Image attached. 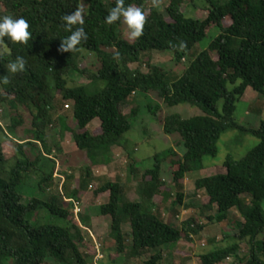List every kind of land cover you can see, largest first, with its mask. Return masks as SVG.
Returning a JSON list of instances; mask_svg holds the SVG:
<instances>
[{
	"label": "trees",
	"instance_id": "16d2710c",
	"mask_svg": "<svg viewBox=\"0 0 264 264\" xmlns=\"http://www.w3.org/2000/svg\"><path fill=\"white\" fill-rule=\"evenodd\" d=\"M125 0V6L142 10L146 21L143 34L130 43L121 33V22L108 24L105 17L116 0H0V17H23L29 23L31 37L25 44L0 43V106L6 105L11 126L0 124V264H121L151 256L140 264H164L162 248L198 236L207 225L221 224L233 211L242 218L237 233L224 236L223 243L210 245L212 250L198 255L200 264H264V121L258 127L240 124L235 112L248 89L264 99V0ZM203 5L204 20L185 12ZM80 11L88 35L72 52L59 51L66 31L65 15ZM190 16V17H189ZM219 30L208 49L198 54L178 80L169 83L165 66L152 64L154 52L169 51L175 64L188 63L193 48L210 31ZM183 45V47H181ZM94 54L97 67L81 69L79 59ZM21 56L25 70L11 74L10 62ZM137 65V69H132ZM146 68V72L143 71ZM70 75H77L73 80ZM154 95L164 105H190L202 115L183 119L172 115L164 119L166 135H179L181 155L173 149L154 157L153 167L145 171L128 166L127 184L141 175L134 197L125 184L105 183L92 192V198L106 202L97 207V217L106 220L107 237L114 252L95 261L96 249L89 248L82 228H90L93 216L77 214L92 178V170L112 163L114 149H124L131 157L125 135L132 129L140 107H131L132 96ZM60 102L72 104V122L60 117V137L70 134L78 151L83 153L80 179L65 194H52L58 165L67 158L53 150L48 131L53 127L52 114ZM157 116L158 107H150ZM100 121L98 133L89 130ZM228 132L251 136L258 144L242 158L227 156L225 175H215L194 182L193 193L184 192L186 175L204 168V161L218 154V142ZM132 158V157H131ZM69 161V160H68ZM169 161L170 182L162 176V165ZM30 177L36 179L34 197L24 203L20 188ZM204 192L208 202L202 207L216 211L206 223L191 218L179 225L167 223L163 203L171 201L175 210L195 208L188 198ZM27 195V194H26ZM33 196V195H31ZM190 200V199H189ZM78 206V205H77ZM96 210V209H95ZM174 210L173 219L178 214ZM46 211L61 225L31 223L29 219ZM246 244L249 254L240 257ZM208 247H204L207 249Z\"/></svg>",
	"mask_w": 264,
	"mask_h": 264
},
{
	"label": "rangeland",
	"instance_id": "374dc122",
	"mask_svg": "<svg viewBox=\"0 0 264 264\" xmlns=\"http://www.w3.org/2000/svg\"><path fill=\"white\" fill-rule=\"evenodd\" d=\"M220 4H226L228 0H214ZM155 3L159 6H166L168 4L167 0H156ZM197 9H193L190 5H185V12L189 13L192 18L204 20L207 17V13L202 9L203 5ZM189 16V17H190ZM120 33L122 37L130 43L134 42V38L129 36L127 26L122 23L120 28ZM219 35V30L213 29L210 31L206 39L196 45L191 54L188 56V63L175 64L173 61V54L169 51L166 52H154L152 55V64L157 66H165V68L171 72L169 74L168 82H174L181 78L188 64L193 61L196 56L203 51L208 49L211 41ZM78 65L81 69L91 68L95 70L97 67V58L93 54H85L82 56ZM132 69H137V65H132ZM143 71L146 72V68H143ZM73 80H78L77 75H70ZM131 107H140L139 115L137 118L131 121L132 129L129 133L125 135V141L128 145V153L121 148L114 149L112 152V163L109 166L98 167L92 170V178L88 183L87 194L82 197V203L77 204V209L74 210V216L77 219V214L92 215L93 221L90 228H82L83 237L89 248H95L97 251V257L109 254L114 252L113 242L110 238L107 237L108 225L105 219L97 217L98 213L97 205L103 204L106 202V198H101L98 201L93 200L92 192L99 186L105 183L119 182L122 184H127L128 178V166L134 164L137 169H140L142 172L153 167L154 157L163 154L164 152L173 149L178 152L179 155L183 152V149L180 146L179 135H166L163 131V121L165 118L178 115L183 119H190L196 116L202 115V112L197 107H192L190 105H179L175 107H168L164 103L155 97L150 95L145 97L143 95L137 97L132 96L130 98ZM150 107H158L160 110L157 113V116H154L150 112ZM72 104L70 102H60L58 99V105L56 111L52 114L53 117V127L48 131V142L53 150L59 149L60 157H66L68 160L66 165L60 164L57 167L56 174L54 175L53 185L50 188V193L52 194H65L64 190V181L61 176L66 179L65 188L67 187L69 191H72L76 185V180L80 179L81 175V164L83 163V153L78 151L72 141L71 135L66 134L65 138L60 137V127L58 120L60 117H64L67 120L68 124L72 122ZM236 120L246 126L258 127L261 121H264V99L259 98L257 93H254L251 89H248L243 99L239 103L237 110L235 112ZM0 124L7 129L11 126L10 114L8 107L6 105L0 106ZM100 128V121L94 120V122L89 126V130L93 133H98ZM1 140V139H0ZM258 144V140L254 137L240 136L236 132H228L224 134L220 141L218 142V154L215 158H208L204 161V168L201 170H195L186 175L184 181V192L188 194L193 193L194 182L198 179L215 176V175H225L226 170L224 168V162L227 156H232L235 159L242 158L249 150L255 147ZM79 164V162H81ZM162 176L164 180L170 182L171 180V171L169 167V161L163 163ZM141 175H136L133 177L129 184L126 185V189L130 196L134 197V191L136 185L140 182ZM56 181V182H55ZM63 184V185H62ZM36 185V179L30 177L27 181V185H24L20 188V192L24 196V203H27L31 197H34V188ZM62 188V191H61ZM27 194V195H26ZM33 195V196H31ZM190 199V200H189ZM190 201L191 204H194L195 208H178L175 210L171 201L168 200L166 203H163V207L166 210V222L169 223L173 221L175 224L179 225L183 221L191 218H200L202 222H206L207 216L214 215L216 211H206L202 209L204 205L207 204L208 199L204 192L197 193L196 197L193 199L188 198L185 200L184 204ZM264 209V203L262 204ZM96 209V210H95ZM174 210L178 213L173 219ZM31 223L44 225V224H53L61 225V222L50 216L46 211H40L37 215L29 219ZM243 223L242 218L236 211L232 212V215L229 219L221 224H211L204 235L200 237H192L191 240H182L177 244H174L175 247H178L179 251L186 252L190 258L184 259L181 254H179V259L181 264H200L198 261V255L212 250L209 246L210 241L214 242V245L223 243L219 247H225L229 243L224 242V236L233 235L237 233L236 225ZM259 240L264 241V232L260 235ZM208 247L207 249H204ZM153 252H149L147 255L142 257L139 260H133L130 262H122L121 264H140V262L146 261ZM195 254V255H194ZM240 257L246 258L249 254V247L246 244H242L240 247ZM95 258V260H96ZM198 260H197V259ZM264 260V259H263ZM234 262L233 259L228 261L229 264ZM170 260L167 264H172ZM5 264H13V261H8Z\"/></svg>",
	"mask_w": 264,
	"mask_h": 264
},
{
	"label": "clouds",
	"instance_id": "9594fccd",
	"mask_svg": "<svg viewBox=\"0 0 264 264\" xmlns=\"http://www.w3.org/2000/svg\"><path fill=\"white\" fill-rule=\"evenodd\" d=\"M66 21V31L70 32L69 36H66L61 40L59 51L72 52L77 49V46L82 41H87L88 35L84 28L78 27L74 31L72 25L79 23L83 25V18L80 11L65 15L63 18ZM105 21L108 24L121 22L127 26L129 36L131 38H139L143 34V28L146 18L142 10L133 7L125 6V0H116V6L113 7L107 16ZM7 37L12 42L25 44L31 37L29 31V23L23 17L14 18L12 16L0 17V43ZM183 47V45H181ZM26 61L23 57L18 56L14 61L10 62L7 66V70L11 74L23 72L25 70ZM0 83L9 84L10 80L8 76L0 78Z\"/></svg>",
	"mask_w": 264,
	"mask_h": 264
},
{
	"label": "crops",
	"instance_id": "0c3cea01",
	"mask_svg": "<svg viewBox=\"0 0 264 264\" xmlns=\"http://www.w3.org/2000/svg\"><path fill=\"white\" fill-rule=\"evenodd\" d=\"M107 168V167H106ZM103 169H104V167H103ZM96 170V169H95ZM61 178H62V180L64 181V185H65V183H66V179L64 178V177H62L61 176ZM56 182V181H55ZM62 184V185H63ZM87 193V192H86ZM104 204V203H103ZM81 205V204H80ZM100 205H102V204H98L96 207H98V206H100ZM89 216V215H88ZM91 216V215H90ZM92 221H93V218H92ZM206 223V222H205ZM208 227L209 226H206V228L198 235V236H196V237H200L201 235H204L205 234V232L207 231V229H208ZM214 242L212 241H210V245H212ZM209 245V246H210ZM205 247V246H204ZM162 253H163V262H164V264H167L168 263V261H172L173 263L172 264H181V260L179 259V254H181L182 256H183V258L184 259H186V258H190L191 259V257L188 255V254H186V252H183V251H179V249H178V247H175V246H165V247H163L162 248ZM195 255V254H194ZM197 259V258H196ZM198 260V259H197ZM133 261V260H132ZM199 261V260H198ZM200 262V261H199ZM141 263V262H140ZM194 264H195V261H194Z\"/></svg>",
	"mask_w": 264,
	"mask_h": 264
},
{
	"label": "built area",
	"instance_id": "2783aa9c",
	"mask_svg": "<svg viewBox=\"0 0 264 264\" xmlns=\"http://www.w3.org/2000/svg\"><path fill=\"white\" fill-rule=\"evenodd\" d=\"M75 209H77V205H76V208H75ZM77 213H78V211L76 212V215H77ZM100 259H102V256L97 257L95 261H98V260H100Z\"/></svg>",
	"mask_w": 264,
	"mask_h": 264
}]
</instances>
